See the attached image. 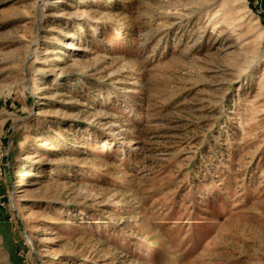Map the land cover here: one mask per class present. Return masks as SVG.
I'll use <instances>...</instances> for the list:
<instances>
[{
    "label": "rangeland",
    "instance_id": "1",
    "mask_svg": "<svg viewBox=\"0 0 264 264\" xmlns=\"http://www.w3.org/2000/svg\"><path fill=\"white\" fill-rule=\"evenodd\" d=\"M0 264H264V0H0Z\"/></svg>",
    "mask_w": 264,
    "mask_h": 264
}]
</instances>
